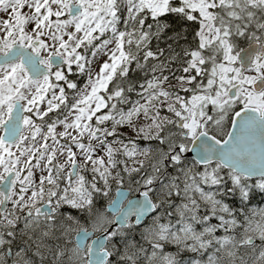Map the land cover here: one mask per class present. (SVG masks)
Returning <instances> with one entry per match:
<instances>
[{
    "label": "snow or ice",
    "instance_id": "6c2138e0",
    "mask_svg": "<svg viewBox=\"0 0 264 264\" xmlns=\"http://www.w3.org/2000/svg\"><path fill=\"white\" fill-rule=\"evenodd\" d=\"M257 192L264 0H0V264H264Z\"/></svg>",
    "mask_w": 264,
    "mask_h": 264
},
{
    "label": "trees",
    "instance_id": "16d2710c",
    "mask_svg": "<svg viewBox=\"0 0 264 264\" xmlns=\"http://www.w3.org/2000/svg\"><path fill=\"white\" fill-rule=\"evenodd\" d=\"M174 31H179V27H178V26H174L173 29H170V30L168 31V35H169V36L173 35V32H174ZM188 40L191 41V35H190V34L188 35ZM168 42H169V43H172V41H168ZM180 43L183 44L184 41L181 40ZM161 46H162V47H166V45L163 44V43L161 44ZM132 98H133V99L136 98L134 94H133ZM141 143H143V142L141 141ZM257 197H258V199H256ZM262 203H264V195H262V194H260L259 192H257V193L255 194V196L253 197L252 204L249 205V207H251V206H257V205H260V204H262Z\"/></svg>",
    "mask_w": 264,
    "mask_h": 264
},
{
    "label": "rangeland",
    "instance_id": "374dc122",
    "mask_svg": "<svg viewBox=\"0 0 264 264\" xmlns=\"http://www.w3.org/2000/svg\"><path fill=\"white\" fill-rule=\"evenodd\" d=\"M143 144V143H141ZM251 207H264V203L257 205V206H251ZM82 223H86V222H82ZM257 243H259V241H257ZM170 251H175V248H169ZM185 256H187L188 254H184Z\"/></svg>",
    "mask_w": 264,
    "mask_h": 264
},
{
    "label": "bare ground",
    "instance_id": "6f19581e",
    "mask_svg": "<svg viewBox=\"0 0 264 264\" xmlns=\"http://www.w3.org/2000/svg\"><path fill=\"white\" fill-rule=\"evenodd\" d=\"M256 199H258V197Z\"/></svg>",
    "mask_w": 264,
    "mask_h": 264
},
{
    "label": "flooded vegetation",
    "instance_id": "af4514ba",
    "mask_svg": "<svg viewBox=\"0 0 264 264\" xmlns=\"http://www.w3.org/2000/svg\"><path fill=\"white\" fill-rule=\"evenodd\" d=\"M87 226V225H86Z\"/></svg>",
    "mask_w": 264,
    "mask_h": 264
}]
</instances>
